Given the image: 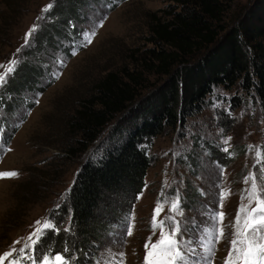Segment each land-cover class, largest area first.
Instances as JSON below:
<instances>
[{"label": "rangeland", "instance_id": "1", "mask_svg": "<svg viewBox=\"0 0 264 264\" xmlns=\"http://www.w3.org/2000/svg\"><path fill=\"white\" fill-rule=\"evenodd\" d=\"M53 1L0 0V13L7 11V3L11 9L15 5L18 11L11 23L0 27V65H7L13 58L18 64L25 59L45 58L44 65H50L39 85L50 80L47 87L41 92L25 91L16 110L6 111L0 107V145L12 149L10 152L0 150V171L20 173L18 178L0 180V255L9 251L14 241L27 238L37 220L50 219L54 224L57 204L94 148L77 158L64 154L61 145L70 112L106 72L128 64L130 50L150 46L145 39L149 13L167 5L164 0L91 2L84 13L88 19L74 23L81 31L73 41L70 37L59 47L46 45L35 57H31V53L27 57L25 53L32 51L36 43L34 37L37 38L50 21L42 9L50 3L53 5ZM101 19L104 26L97 30L93 43L82 47L83 34ZM33 25H37V30L25 44V34ZM65 45L68 49H64ZM73 51L77 54L72 55ZM62 60L66 66L61 65ZM5 71L0 68V74ZM56 74H60L59 79H55ZM151 82L157 85L161 79L153 78ZM241 91L215 90L209 98L211 101L201 111L187 117L183 125L166 129L153 139L147 150L152 162L143 188L132 202L130 214L125 222L114 220L111 231L93 253L86 255L82 264H121L122 260L124 264H145V244L149 238L155 242L159 237V230L155 234L152 230L157 203L164 204L157 220H164L174 215L170 205L177 195L183 215H176V219L181 221L183 239L191 241L190 246L196 248L197 256L192 259L204 255L201 237L206 228L213 226L212 218L217 213H225L222 226L226 236L230 234L244 190L251 186V181L246 184L245 179L255 174L257 183H264V109ZM236 93L243 95V99L233 107L229 101ZM216 94L220 99H214ZM37 99L39 104L35 103ZM223 111L228 117L225 120L219 115ZM228 119L230 123H226ZM210 149L216 156H211ZM191 189L198 197L187 200ZM225 192L230 195L224 197ZM243 202L248 203L246 199ZM130 227L133 234L128 236ZM23 243L21 240L15 247L19 249ZM229 247L228 239L216 245L214 264H224ZM72 264L80 263L72 259Z\"/></svg>", "mask_w": 264, "mask_h": 264}, {"label": "trees", "instance_id": "2", "mask_svg": "<svg viewBox=\"0 0 264 264\" xmlns=\"http://www.w3.org/2000/svg\"><path fill=\"white\" fill-rule=\"evenodd\" d=\"M96 1L54 0L46 13L49 24L25 54L35 57L46 45L73 41L81 31L74 23L85 22L84 13ZM164 1L165 8L149 13L150 46L130 50L128 64L100 77L67 118L64 154L77 158L94 148L57 204L53 218L59 231L47 232L41 253L67 249L65 254L82 264L114 220L125 222L130 214L152 162L147 150L153 139L201 111L215 90H242L264 109V0ZM9 4L0 13L2 28L18 12ZM44 60L18 64L0 87V107L16 110L25 91L49 85L50 80L39 87L50 67ZM153 78L161 82L155 85ZM242 99L236 93L229 103L234 107ZM219 115L228 118L224 111ZM187 194V200L198 197L194 189Z\"/></svg>", "mask_w": 264, "mask_h": 264}, {"label": "snow or ice", "instance_id": "3", "mask_svg": "<svg viewBox=\"0 0 264 264\" xmlns=\"http://www.w3.org/2000/svg\"><path fill=\"white\" fill-rule=\"evenodd\" d=\"M52 7L53 5L50 3L42 9V12L47 13ZM104 19L99 20L92 30L83 34L82 47H87L93 43L97 30L104 26ZM36 30L37 25H33L25 34V44H28ZM76 54L77 52L73 51L72 55ZM60 63L62 66H66V62L63 60ZM17 64L18 61L13 58L7 65H0V68L6 69L4 73L0 74V87L7 83V78L15 71ZM59 77L60 74H56L55 79H59ZM39 102V99L35 101L37 104ZM0 150L12 151L11 147L4 149L3 145H0ZM257 155L259 157L260 153ZM19 175L20 173L17 171H0V180L15 179ZM249 181H251V186L244 190L245 195L242 197L238 212L231 224L232 231L230 234L228 236L225 234V228L222 226L225 213L221 211L212 218L214 220L213 226L204 230V235L200 241L204 255L198 256L196 259H192V257L197 256L196 248L190 246L191 241L183 239L184 230L181 221L176 219V215H183L179 207V196L177 195L170 205V211L174 215L159 221L157 217L163 211L164 204L158 202L152 219V230L153 234L159 230V237L155 242L149 238L145 244V264H214L216 245L222 239H228L230 244L224 264H264V183L258 184L255 174L247 177L244 182L247 184ZM228 195H230L229 192L223 194L224 197ZM245 199L248 201L247 204L243 202ZM220 206L223 207V200H221ZM48 231L58 232L59 228L50 219L37 220L34 231L27 238H21L24 241L23 247L16 248L15 245L20 244L21 240L14 241L10 250L0 255V264H5V261L8 264H23L24 261H29L30 264H72V258L65 254L67 249H65V253L40 252L39 246ZM132 234L130 227L127 235L131 236ZM119 255L123 257L124 253ZM121 264H124L123 260Z\"/></svg>", "mask_w": 264, "mask_h": 264}]
</instances>
